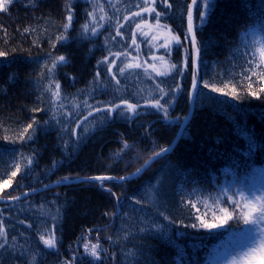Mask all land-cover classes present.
<instances>
[{
  "label": "trees",
  "instance_id": "trees-1",
  "mask_svg": "<svg viewBox=\"0 0 264 264\" xmlns=\"http://www.w3.org/2000/svg\"><path fill=\"white\" fill-rule=\"evenodd\" d=\"M68 2L72 5L73 22L66 33L68 39L59 42L55 38L62 31L66 0H14L7 12L0 11V51L7 53L0 57V177L8 180V185H0V196H19L65 176L74 179L128 175L140 167L153 149L159 151L173 142L189 112L193 82L190 44L175 45L166 57L181 66L187 52L188 66L183 75L173 72L160 77L149 69L154 77L150 78L144 68L129 69L118 75L117 86L107 73L108 65L98 64L110 51H135L134 46H127L131 33L137 35L140 30L135 24L146 20L139 16L124 22L123 17L139 11L136 5L143 0H98L108 17L100 21L104 27L99 28L98 35L82 29L90 22L87 13L92 11L93 0ZM169 2L173 5L171 10L159 1L156 9L167 13L161 18L162 24L170 26L183 41L186 5L191 0ZM146 15L155 23L154 13ZM117 19L124 24V39L113 40ZM196 36L201 83L192 119L176 147L139 178L122 183L105 181L120 197L119 202L92 181L59 186L23 201L0 204L10 243L16 245L15 249H0V264H63L73 257L75 264H219L225 254L233 256L246 247V233L251 226L242 220H229L210 230L188 225L205 212L207 222L219 223L212 218L216 209L208 197L220 196L221 192L250 194L264 181V93L259 98L248 94L259 93L264 80L252 76L249 81L240 75L251 59L253 41L264 40V0H212L205 22L196 21ZM151 39L149 35L145 39L138 35L147 57L154 54ZM61 55L67 63L57 67L54 77L61 85L62 97L67 99L64 107L56 111L43 92L47 81L39 77L46 71L44 65ZM128 56H121L113 71L128 62ZM98 69L99 83L95 80ZM157 83L166 90L180 86L178 92L161 101H170L169 120L153 107L140 109L134 116L114 113L106 118L104 112L88 116L89 109L83 103L103 108L127 99L142 106L147 100L159 98ZM204 83L210 87L205 88ZM212 86L222 92H213ZM36 108L43 110L33 111ZM85 116L88 118L77 129V139L71 129ZM176 117H180L179 122ZM33 121L35 131L29 130L32 139L22 138V134H28L24 129ZM122 140L133 146L116 156ZM21 154L34 155V164L27 173L13 178L14 163ZM225 198L220 196L221 200ZM136 199H143L144 205L136 204ZM186 200L196 207L189 208ZM202 200L209 207L199 202ZM41 204L51 210L50 215L37 211ZM113 212L115 216L110 215ZM160 212L175 223L165 220ZM145 220L148 225H161L163 230L157 232L145 225ZM29 223L32 227H27ZM53 225L57 246L47 248L39 241V232ZM141 227L148 230L140 232ZM125 232L130 233L127 239L123 238ZM12 236L17 237L16 241H11ZM98 237L106 249L100 260L88 255L83 247L86 241L95 243ZM129 251L134 255L129 256Z\"/></svg>",
  "mask_w": 264,
  "mask_h": 264
},
{
  "label": "snow or ice",
  "instance_id": "snow-or-ice-1",
  "mask_svg": "<svg viewBox=\"0 0 264 264\" xmlns=\"http://www.w3.org/2000/svg\"><path fill=\"white\" fill-rule=\"evenodd\" d=\"M14 0H0V11L7 12L9 5H11ZM159 2L163 5L165 9L171 10L173 5L169 2V0H159ZM158 3V0H143L142 4H137L136 7L139 8V11L131 13L130 15H125L123 17L124 22H128L131 18L141 16V13H149L155 16V26L157 29L166 32L167 35L165 36L164 43L160 45V47L165 49V54L157 57L155 54H152L151 59L152 61L159 60L161 65L164 67V70L161 71L160 68L157 67L156 63H148V61L143 62H126L123 63V66L117 68L116 71H113V67L116 65V61L121 58V56H128L130 53L126 52H116L112 53L109 52V56H105L103 60L98 61V64H106L107 73L111 76V79L115 82L117 86L120 85V80L118 79V75H124V73L129 69H140L144 68L145 73L149 75L150 78H154L151 76V73H155V76L166 77L173 72H176L180 75H183L184 69L188 66V55L186 52L185 59L182 61L181 66H178L176 63H171L170 60L166 59L171 55V45H180L183 46L184 43H188L191 45L192 48V56H191V63H192V76H193V84L192 90L195 91L199 86L201 81L199 80V60H200V48L198 47V41L196 38V21H199L200 24H203L207 19L208 11L212 7V0H191L190 3L186 5V20H187V28L186 34L184 36V40L181 41V38L178 34L172 32L170 26L166 24H162L161 18L166 16V12L157 11L155 5ZM66 16L64 18V22L61 24V29L58 35L55 38L56 42L67 40L68 36L66 33L68 32L69 28L72 26L73 22V9L72 5L68 0H66ZM115 7V5H110ZM97 12L101 13L99 17H97ZM195 13H198L196 15ZM90 22H86L82 25V29L84 33L91 32L92 35L99 34V28L104 27L100 21H104L107 17V13L104 11V6L98 3V0H93V7L92 11L87 13ZM111 19V18H109ZM142 23L147 24V21H142ZM124 27V24L120 22V20H116V28H115V35L112 36V39L115 40L116 37H120L124 39V34L121 32V28ZM151 27V25H149ZM135 28L140 30L141 23H136ZM25 31H28L26 28ZM142 35L147 36V32L141 31ZM131 43L127 45L128 47H136L138 49L139 45L137 44V37L136 32L131 33ZM153 40L157 39V36H152ZM55 47V43L53 44ZM252 52L250 53L251 59L248 60L247 68L242 70L240 75L249 81L252 80V76H256L258 79L264 80V40L253 41L252 45ZM7 53L4 51H0V57L6 56ZM139 55V53H137ZM114 57L113 59H109V57ZM135 59V58H134ZM67 60L66 57L61 55L58 57H54L50 60L48 64L44 65L46 71L42 72L39 79L46 80L47 83L43 86V92L47 93L48 96L46 97L47 102L50 104L51 109L59 111L64 107V100L67 99L66 97H62L61 93V85L58 80L54 77V72L60 64H66ZM147 65V67H145ZM149 69H151V73H149ZM251 73V75H248ZM95 80L96 82H101V72L99 69L95 73ZM203 86L205 88L210 87L208 83H204ZM227 87V85H225ZM252 83H249V88L251 89ZM157 91L159 93V98L150 99L146 101V106L153 107L157 111L162 112L164 115V119L169 120L171 119L168 115V109L170 107V101H165V97L169 96L170 93H175L180 90L179 84L176 85L175 88L165 89L161 87L160 83L156 85ZM117 90H119L117 88ZM211 90L213 92H222L221 88L212 86ZM235 91V88L233 89ZM264 93V88L259 90V93L256 91H250L248 94L252 96H256L259 98V94ZM227 95V93H224ZM174 98V97H172ZM43 102V101H42ZM85 107L89 109L88 116H91L93 112H104L106 118H111L114 113H119L123 115L124 113H130L131 115H136L140 105L138 103H132L127 99H121L118 103H109L106 104L103 108L95 107L93 105H89L87 101L83 102ZM75 107H79L78 104ZM43 109L36 108L33 111H42ZM63 115H71V113H62ZM53 119H55V113L53 114ZM87 116L83 117V120H78L74 127L71 129L72 135L79 139V132L77 129L82 127L83 121L87 120ZM187 119V118H185ZM175 120L177 122L180 121V117H176ZM59 122V121H58ZM29 123L26 128L24 129V133H28L26 136L22 134V138L32 139V135L29 133V130L35 131L34 124ZM46 123V122H45ZM84 131H88L87 128ZM183 134V125H182V132L179 135ZM179 138V137H178ZM133 145L130 144L127 140H122L121 148L117 153L116 156H119L121 153L125 152L126 150L130 149ZM173 145H169L168 147L160 148L159 151L153 149L151 155L148 156L147 159L143 161L140 167H137L134 172L129 173L128 175H122L119 177H115L112 175H96V176H87V177H77V179H82L83 181H95L98 182L101 188L108 191L110 195L116 198L119 202L120 197L117 196L115 192L112 191L110 187L105 184V181H112V180H119L120 182H124L126 180L131 179L134 176L140 175L142 172L147 170L148 167L151 166L153 162H155L159 157L165 156L167 153L172 151ZM139 154V153H138ZM35 156H24L21 154L20 158L15 161L14 163V170L11 172V177H16L17 174H24L30 170L34 164ZM56 167V162H53V168ZM72 179V177L65 176L61 178V180L56 181L57 184L64 183L68 180ZM0 185H8V180L2 179L0 177ZM10 186V185H9ZM45 188L51 187V185H44ZM31 191H36V189H30ZM3 191V188L0 187V192ZM195 192V190H193ZM28 191H25L22 195L26 197L28 195ZM220 196L226 197L224 200L220 199ZM220 196L216 197H208L211 199L212 205L211 207L215 208L216 210L213 212L212 218L214 220L219 221V223H209L204 218L207 216V212L204 213L203 216L197 215L194 218V222L188 227L191 228H204V229H213L216 227L221 226L222 223H226L229 220H236L237 222L243 221L244 224L250 225L251 227L248 229L246 235L249 240V243L246 245L244 249L240 252H237L235 255L231 257V264H251L249 257L252 256L255 252L261 251L264 252V191L259 193L252 192L250 194H245L244 192L233 193L229 195L227 192H221ZM238 197V198H237ZM150 199H155L154 196H149ZM0 199H5L6 202H16L21 200V196L8 194L7 197L0 196ZM136 204L144 205L145 201L143 199H136L134 200ZM200 203H204L205 207H209L206 201H199ZM186 205L189 208H195L196 204L193 203L191 200L185 201ZM41 215H50L51 210L48 209L45 205L41 204L37 209ZM57 210V214H58ZM199 211V209H197ZM107 215V214H106ZM111 216H115L116 213L113 212L110 214ZM159 215L163 216L165 220H168L170 223H175L174 220L171 219L170 216L165 215L164 212H160ZM53 220L56 219L55 216L52 217ZM20 223H24V221H20ZM145 225L155 229L157 232H161L162 226L156 223H152L148 225V221H144ZM182 223V221H181ZM27 227H32L29 223ZM135 227V225H133ZM140 232H144L148 230L147 227H141L138 229ZM91 232V229L89 230ZM130 233L125 232L123 238L127 239ZM17 237L12 236L11 241H16ZM108 239H112L111 236ZM39 241L47 248H55L57 246V237L55 234V225L51 228H45L43 231L39 232ZM171 242V241H170ZM7 247H11L15 249L16 245L10 243L9 233L7 226L5 224V220L3 218V213L0 212V249H5ZM23 247V245H21ZM85 252L88 253L91 257L95 258L96 260L101 259V252L106 251L103 249L100 242L99 237L97 238L96 242L93 243L91 241H86L83 244ZM21 255H24L22 252ZM129 256L134 255L132 251H129ZM34 260V257H33ZM31 264V261L29 262ZM63 264H75V257L71 260H66Z\"/></svg>",
  "mask_w": 264,
  "mask_h": 264
},
{
  "label": "rangeland",
  "instance_id": "rangeland-1",
  "mask_svg": "<svg viewBox=\"0 0 264 264\" xmlns=\"http://www.w3.org/2000/svg\"><path fill=\"white\" fill-rule=\"evenodd\" d=\"M146 14H149V13H141L140 17L145 19L147 21V24L141 23L140 32H138L136 35L137 44L139 45V47H138V49L135 47V51L130 53V55L128 56V62L129 61H131V62L148 61V63H156L157 67L160 68L161 71H163L164 67L161 65L160 61L159 60L152 61V59H151L152 54H150L149 57H147L145 55L146 51L144 52L142 50V43L138 41V35L142 36L144 39L146 37L145 35L141 34V31L147 32L148 35L150 36V39L153 35H155V36H157V39L156 40L151 39V46L153 47V49H151V50H153L154 54L157 57L165 54V49L160 47V45H162L164 43V39H165V36L167 35V33L157 29L154 21L152 22L149 19H146V17H147ZM149 25H151V27H149ZM174 46H175V44L171 45V51H172ZM149 50H147V51H149ZM137 53H139V55H137ZM145 67H147V65H145ZM148 107L149 106H146V104L142 105V106L140 104V108L138 110L148 108ZM124 153L125 152H123V154ZM261 191H264V181L261 184V186L256 190L257 193H259ZM231 257H232V255L225 254L223 257H221V261L219 264H231ZM249 260H250L251 264H264V252H261V251L255 252L252 256L249 257Z\"/></svg>",
  "mask_w": 264,
  "mask_h": 264
},
{
  "label": "water",
  "instance_id": "water-1",
  "mask_svg": "<svg viewBox=\"0 0 264 264\" xmlns=\"http://www.w3.org/2000/svg\"><path fill=\"white\" fill-rule=\"evenodd\" d=\"M196 38H197V36H196ZM198 41V40H197ZM193 51V50H192ZM199 64H200V60H199ZM199 80H200V67H199ZM192 84H193V82H192ZM198 89H199V87L195 90V91H193L192 90V86H191V91H190V97H189V103H190V107H189V112H188V114L186 115V117L185 118H187V119H183V121H182V123H181V125H180V128H179V131H178V133H177V135H176V137H175V139L173 140V142L170 144V145H173V149L176 147V145H177V143H178V141L180 140V138H181V136L182 135H179L181 132H182V125H183V131L186 129V127L188 126V124H189V122L191 121V119H192V116H193V113H194V110H195V102H196V97H197V93H198ZM179 137V138H178ZM172 149V150H173ZM171 152V151H170ZM169 152V153H170ZM169 153H167V154H169ZM166 154V155H167ZM163 156H161V157H159L157 160H159L160 158H162ZM156 160V161H157ZM155 161V162H156ZM155 162H153L152 164H151V166L155 163ZM149 168V167H148ZM147 168V169H148ZM146 171V170H145ZM144 171V172H145ZM144 172H142L140 175H138V176H134V177H132L131 179H129V180H126V181H124V182H127V181H131V180H134V179H136V178H139L140 176H142L143 174H144ZM82 178V177H81ZM83 182H88V181H83L82 179H77V178H74V179H70V180H68V181H66V182H64V183H60V184H57L56 182H52V183H50V184H47V185H51V187H49V188H45L44 186H42V187H39V188H36V191H31V190H28V195L26 196V197H24L22 194L21 195H19V196H21V200H19V201H23V200H25L27 197H29V196H31V195H33V194H36V193H40V192H44V191H48V190H50V189H53V188H56V187H59V186H64V185H72V184H79V183H83ZM92 182V181H91ZM107 182H117V183H122V182H120L119 180H112V181H107ZM19 201H16V202H19ZM6 203H13V202H6V200L5 199H0V204H6Z\"/></svg>",
  "mask_w": 264,
  "mask_h": 264
},
{
  "label": "bare ground",
  "instance_id": "bare-ground-1",
  "mask_svg": "<svg viewBox=\"0 0 264 264\" xmlns=\"http://www.w3.org/2000/svg\"><path fill=\"white\" fill-rule=\"evenodd\" d=\"M190 123V122H189ZM64 186H66V185H64Z\"/></svg>",
  "mask_w": 264,
  "mask_h": 264
}]
</instances>
